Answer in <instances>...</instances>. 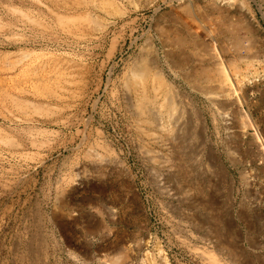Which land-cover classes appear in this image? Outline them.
<instances>
[{
  "label": "rangeland",
  "instance_id": "rangeland-1",
  "mask_svg": "<svg viewBox=\"0 0 264 264\" xmlns=\"http://www.w3.org/2000/svg\"><path fill=\"white\" fill-rule=\"evenodd\" d=\"M192 2L215 37L205 67L214 80L204 81L199 75L204 68L195 58L185 70L163 61L168 49L164 42L177 39L169 31L175 27L173 22L182 14L189 20L193 16L186 0H117L115 5L129 12L126 20L116 21L105 35L98 34L96 27L90 31L92 36L67 35L54 14L31 0H0V97L3 93L21 97L23 89H31L26 77L32 79L34 69L44 66L48 57L56 60L46 64L43 75L49 77L45 83L50 87H56L57 77L64 75V58L85 63L88 80L84 93L74 103L70 101L72 107H66L64 93L62 99L50 100L56 116L49 120L38 119L36 114L31 120L14 118L12 114L22 112L0 98V264H110L114 255L101 249L103 234L113 241L117 230L132 239L151 238L132 264H213L210 255L219 259L218 264H264V0ZM213 4L221 11L210 13ZM16 6L24 13L10 11ZM57 11L64 13V8ZM235 38L241 41L240 51H235ZM149 44L158 53L169 81L182 96L191 98L194 121L205 128L208 155L212 154L213 161L218 159L223 175L210 164L198 139L191 138L181 155L158 143L146 147L154 155L143 147L148 140L136 131L133 96L126 93L123 74ZM19 51L29 53L28 58ZM187 53L193 57L194 51ZM219 66L227 71V81L234 83L228 94L220 90L225 83ZM201 88L220 90L223 97L211 103ZM104 136L120 154L126 174L113 166L104 175L98 174L87 162L90 179L85 186L74 184V167L85 163V153L107 155ZM12 138L24 142L23 149L8 144ZM29 140L38 144L31 147ZM163 152H167L165 157ZM179 169L185 170L186 177ZM96 179L104 192L101 197L91 189ZM202 185L207 188L206 202L201 201V193L195 197L194 190ZM117 198V206L95 234L98 210L87 203ZM215 221L221 234L210 230L217 227Z\"/></svg>",
  "mask_w": 264,
  "mask_h": 264
},
{
  "label": "bare ground",
  "instance_id": "bare-ground-1",
  "mask_svg": "<svg viewBox=\"0 0 264 264\" xmlns=\"http://www.w3.org/2000/svg\"><path fill=\"white\" fill-rule=\"evenodd\" d=\"M31 1L37 5L45 7L47 10H49V12L54 14L57 25L60 28H62L64 30V32L69 36L70 35L77 36L78 34H89L90 31H93L94 28H96V27L99 29L98 34L105 35L111 30V27L115 25L116 21H119V20L125 21L128 14H129V12L127 10H121L115 5V2L117 0H31ZM121 1H124V0H121ZM125 1H127V0H125ZM7 3H9V2H7ZM187 3L189 5V7H191L190 12L192 11L193 16L192 17L190 16L191 19L189 20V18L186 17L187 15L182 14V15H180V18L176 19L175 22H173L175 27L172 26L169 29V31H171L172 33L177 35V39L174 40L173 42L172 41L170 42V40H169V42H166V43L164 42V44H166V47L168 46V49L163 53V56H162L164 58L163 61L165 64L170 65V67L178 68L180 70H185V69H188L187 66H189L190 62H192L193 58H195L197 60V63L199 65H201V67L200 66L199 67L204 68L202 70L203 72H200L199 75L204 79V81L205 80L208 81V80L213 79V77L211 76V74L209 72L210 69L205 68V67H208L207 55H208V51H210V48L213 47V46L211 47V43L212 42L215 43V37H214L213 32L210 30V28L207 29V25H205V23L197 16L196 9H195V6H194L192 0H186L185 4H187ZM208 4H210V3H208ZM215 4H213L212 7H210V10H211V11L209 10L210 13L211 12L215 13V12L221 11V9H219L220 7L219 6H218L219 8L216 7L217 5H215ZM9 5H10V3H9ZM204 6H203V8H204ZM9 7H12V6H9ZM57 8H64V13L58 12ZM10 11L19 12L21 14L24 13L22 8H18L17 6L11 8ZM25 14H27V13H25ZM102 14H106V17L102 16ZM201 15H203V17L206 16V14L203 12ZM225 15H224V17H225ZM22 16L24 18H27L28 20H30L32 22L33 21L37 22V20L32 19L28 15H22ZM188 16H189V14H188ZM209 16H211V14ZM219 17H221V16H219ZM212 28H213V25H212ZM90 35L92 36L93 34L90 33ZM238 38H235V40H234L235 41V43H234L235 51H240L242 49V44L240 43L241 41ZM149 42H151V41H149ZM149 42H147V43H149ZM144 47L145 48H143L142 52L139 53L137 58L134 57L135 58L134 61L129 62L127 64L126 69H125L126 72L124 71V74H123L124 75V87L127 91L126 93H129L130 95L133 96V102L131 103V108L133 109L132 115H133L134 119L136 120V126L135 125L134 126L136 127V131L138 132V134L142 135L143 138H146V140H148V141H145L143 143V147L146 148L147 146H151V144L158 143V144H161L163 147L169 146V148L171 149V151L173 153H175V154L180 153V155H181V149L183 150L184 145H187V147H188L189 141H192V140H190L191 138L196 139V140L198 139L199 140V147H200V149H202V151L204 150L206 152V157L208 156L207 159L210 162V164H212L214 167H216L217 170H219V173L221 175H223L222 168L220 167V162L218 161V159H216V157H215L214 158L215 161H213V159L211 158L212 154L209 152L210 154L208 155V151L210 149L207 148L206 140L204 139L205 128H204V126L196 125L197 122L194 121L195 110H194L191 98H189L188 96H182V94L179 93V91L177 90V88L175 87L173 82L169 81L170 78L168 79L167 76L165 75V70L163 69V65L161 63V60H159L160 58L158 56H156L157 52L155 53L153 51L154 48L152 47V45L149 44L148 48L146 46H144ZM215 47H218V46L216 45ZM188 49H190L191 51L192 50L194 51V53H192L193 57H190L189 54L187 53ZM28 54L29 53H24V54H22V57L28 58ZM19 59H22V58L19 57ZM23 60H25V59H23ZM54 60L55 59L48 57L47 59H45L43 61L44 63L42 62L44 66L37 67L34 69V74L31 75V76H33L32 79H30V76H29V78L26 77V79H29L31 81L32 88L31 89H28V88L23 89L21 87L24 91L23 95L21 97H19V96L15 97L13 95L5 94V93L1 94L2 96L0 98L2 101H4V103H11V105H13L16 109L20 110L22 112L21 114H23V115H18V114L15 115V114L11 113L12 117L17 118L19 120H31L30 119L31 116H33V114H36L39 117L38 119L41 118V119L49 120L50 117H52L54 115L56 116V114L54 113L55 109L51 108L54 105H52L50 100L54 99L55 101H58V100L62 99V95L64 93V103L67 104L66 107L70 108L73 106V105L71 106L72 102H70V101H73V103H74L75 98L78 95H81L84 93V91L87 87V81H88L87 80L86 64L85 63L78 64V62H74L73 60H68L66 58H64V75L61 74L60 76L57 77L59 79V82L57 83L58 85L56 87H54V86L50 87L52 85L49 86V84H46L47 83L46 80L49 77H47V79H46L43 76L45 73L44 72L45 67H46L47 63H54L55 64L56 60L55 61ZM14 65H15V63H13V66ZM222 66H223V64H222ZM10 69H14V68L10 67ZM71 69H73V71L74 70L75 71L71 72ZM217 69L219 70V74H220L221 79L224 80V83H225L224 84L225 87L220 89V90H222L223 93L225 90L226 93L228 94L229 92H227V91L230 90V87L232 85H234V83H232V82L230 83L227 81V74H226L227 71H225L224 68H222V67L220 68V66H219ZM222 69H224V70L222 71ZM22 72H24V71H22ZM32 72H33V70H32ZM188 80H190V79H188ZM71 86H75V89L74 88L72 89ZM219 87H222V86H219ZM220 90H219V92L218 91L215 92L213 90V92H215L214 95H212L211 94L212 91L210 92V90H208L207 88H201L200 92L205 96V98L209 102L219 103L221 100L220 98L223 97V93H221ZM0 92H1V89H0ZM226 93H225V96H226ZM236 93H237V91H236ZM58 116L60 117V115H58ZM54 119H55V117H54ZM46 122H48V121H46ZM51 123H52V121H51ZM62 123H64V122H62ZM23 124H24V122H23ZM27 128H28V126H27ZM44 129H46V128H44ZM30 131H31V129H30ZM23 133H25V132H23ZM5 135H7V134H5ZM30 135H31V133L28 136H30ZM41 135H43V134H41ZM196 135L198 136V138H196ZM10 138H11V136H10ZM0 139H2V138H0ZM105 139H106V137L103 139L105 141V144L103 147H105L107 155H101V154H93L92 155L91 153H85L86 154L84 156L85 163L82 165L78 164L74 167V170L76 171L75 178L74 179L72 178V182L74 184L85 186L86 181L88 179H90L89 178L90 174L88 173L87 162L92 163L95 166L94 168L96 171H98V174L102 173V175H104L106 172H108V170L110 169L111 166L116 167L115 169H117L121 174L122 173L126 174L127 169L125 168L124 161L122 160L120 154L115 152V150L111 144V141H109L108 139H106V140ZM36 140H29L28 141V142H30L31 147H32V145H35L37 143ZM40 141H41V139H40ZM9 143L15 145L18 149H20V148L23 149V147L25 145L24 142L20 141V139H13V138L10 139V142L8 141V144ZM159 147H161V146H159ZM147 151H148V149H147ZM149 151H148V154H149ZM151 151H150V154L153 153ZM165 153H167V152H165ZM165 153L163 155L164 157H165ZM108 154L112 155L111 156L112 158L110 160L107 157ZM153 155H154V153H153ZM186 155H188V154H186ZM145 158H148V157H145ZM156 158L157 157H155V159ZM167 159H169V156ZM152 160H153L152 163H154V161H155L154 157L152 158ZM152 160L149 159L148 161H152ZM170 160L171 159H169V161ZM162 162H163V160H162ZM176 162H178V161H176ZM181 162H182V160H181ZM155 163H158V162H155ZM168 163H172V162L170 161ZM166 164H167V162L165 163V165ZM172 165H171V167H173ZM182 165H184V164L182 163ZM171 167L169 166V168L171 170H173ZM208 167H209V165H208ZM177 168H179L178 164H177ZM180 168H182V167H180ZM111 169H114V168H111ZM166 169H168V168H166ZM184 171H183V173H184ZM173 172H175L177 174V172L175 170ZM163 173H165V172H163ZM185 173H184V177H186ZM169 175H170V173H169ZM173 175H174V173H173ZM160 177H162V176H160ZM168 177L171 178L170 176H168ZM182 177H183V175H182ZM163 178H164V176H163ZM174 179L172 181H174ZM68 180L71 181V178ZM177 180H179V179H177ZM99 181H100L99 179H96L94 182L95 185L93 184L91 189L94 192H96V194L98 193L101 197L104 192L102 190V187L100 186ZM167 181H170V180H167ZM184 181H186V180H184ZM123 183L124 182L122 181V184ZM163 185H166V184L162 183V187H163ZM167 186H169V185H167ZM197 188H196V190H194L195 191V197L197 194L201 193L204 196L203 200H201V201H205L206 196H207V188L204 187V185H202L201 188H198V189ZM118 201H119V198L111 199V201L108 203H104L105 201H103V200L98 201V202L93 201V202L87 203L86 206L93 207V208L98 210V216L96 217V223H95V226H93V232H95V234H98L99 231L102 230L104 223H105V219H106L105 217L110 216L108 214L111 213L112 207L115 206L116 202H118ZM207 201H210V200H207ZM202 204L204 206V203H202ZM203 206H202V208H203ZM204 208H207V207L204 206ZM203 211L206 212L207 210L204 209ZM207 212L209 214V211H207ZM193 213H195V212H193ZM210 214H211V212H210ZM113 215H115V214H113ZM206 218H208V217H206ZM117 221H115V222H117ZM217 222H219V221L217 220ZM217 222L215 224H217ZM207 223H208V221H207ZM207 223L203 221L201 224L205 225ZM105 225H107V224H105ZM210 228H211L210 230L213 233L219 232V234H221V230H220L221 228L218 224H217V227H215V225H214V227H210ZM88 229H89V227H88ZM142 229H144V228H142ZM107 230H109V229H107ZM113 235H114V237H113L114 239H113V241H111L110 237L108 235L103 234V236H104L103 237V241H104L103 244L104 245L101 246L102 250L108 251L109 254L114 255L112 257V259L110 260V264H132L134 261H136L138 259V255L141 253V251L148 246V243L150 242V239H151V238L149 240L145 239L146 236L144 238L141 237L139 239H132L131 238L132 236L130 234H128L124 231L122 232V231H118V230H117V232H114ZM204 237L207 238L206 236H204ZM208 238H207V240H208ZM130 239H132V241H130ZM128 240L130 241L129 244H128ZM209 241H210V239L208 240V242ZM215 244H217V243L215 242ZM218 247H220V245H218ZM229 249H230V247H229ZM162 252H163V250H162ZM230 253H232V252H230ZM162 254L164 256L163 259L165 260L166 263H168L166 253H162ZM209 260L213 264L219 263V259L216 258V256L213 257L210 255ZM243 263L244 262H242V264Z\"/></svg>",
  "mask_w": 264,
  "mask_h": 264
}]
</instances>
